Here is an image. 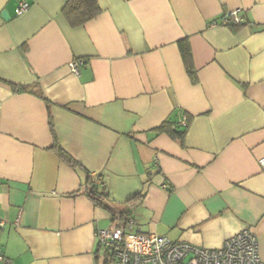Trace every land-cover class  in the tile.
<instances>
[{"label":"crops","instance_id":"obj_1","mask_svg":"<svg viewBox=\"0 0 264 264\" xmlns=\"http://www.w3.org/2000/svg\"><path fill=\"white\" fill-rule=\"evenodd\" d=\"M20 1L0 0L5 259L97 264L98 231L123 221L90 199L92 175L112 206L146 193L133 233L220 249L251 229L264 257V0H97L101 13L78 27L62 13L69 0H26L17 15ZM237 10L242 24H221ZM170 118L186 119L183 144L158 132Z\"/></svg>","mask_w":264,"mask_h":264},{"label":"built area","instance_id":"obj_2","mask_svg":"<svg viewBox=\"0 0 264 264\" xmlns=\"http://www.w3.org/2000/svg\"><path fill=\"white\" fill-rule=\"evenodd\" d=\"M30 8L26 0H21L17 15ZM244 22L241 11L231 12L222 19L224 26L240 25ZM84 60H75L70 68L76 74ZM186 126V119L180 122ZM264 169V158L260 160ZM87 189L90 194L106 195L107 186L98 175H92ZM134 223L129 220L114 231H98L99 243L113 248L114 264H264L259 241L251 229H244L226 242L220 249H209L175 242L166 236L133 233ZM0 263L11 264L0 251Z\"/></svg>","mask_w":264,"mask_h":264},{"label":"trees","instance_id":"obj_3","mask_svg":"<svg viewBox=\"0 0 264 264\" xmlns=\"http://www.w3.org/2000/svg\"><path fill=\"white\" fill-rule=\"evenodd\" d=\"M62 13L71 26L78 27L83 26L87 22L96 18L101 13V9L98 5L97 0H69L65 5ZM179 48L188 72L193 77V79H195V73L193 69V56L188 40L180 41ZM21 90L30 91L29 87H22ZM35 94L39 95L46 101V99L40 92H37ZM46 103L49 106V103L47 101ZM176 114L179 115L178 113ZM187 126V123L186 126H181L179 122H177L173 118H170L162 124V126L158 129V132H164L168 134L172 139L183 144L187 133ZM50 127L52 134L55 135L53 122H50ZM52 150L64 163L68 164L70 167H81V165L77 161H75L57 142ZM89 197L97 207L107 210L112 215H118L117 217L120 219V223H122L123 221L121 225H124L127 223L131 213L137 207L143 204L146 198V193L140 192L136 194L128 201H126L122 207H115L110 205L107 201V195L103 193H96L95 196L89 194ZM96 261L97 264H114L113 248H106L99 243L96 250Z\"/></svg>","mask_w":264,"mask_h":264},{"label":"water","instance_id":"obj_4","mask_svg":"<svg viewBox=\"0 0 264 264\" xmlns=\"http://www.w3.org/2000/svg\"><path fill=\"white\" fill-rule=\"evenodd\" d=\"M3 17H4L6 20L8 19V14H7V12H4Z\"/></svg>","mask_w":264,"mask_h":264}]
</instances>
